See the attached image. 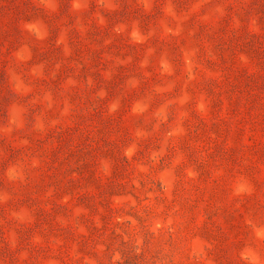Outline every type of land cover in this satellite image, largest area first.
Here are the masks:
<instances>
[{"label":"clouds","instance_id":"obj_1","mask_svg":"<svg viewBox=\"0 0 264 264\" xmlns=\"http://www.w3.org/2000/svg\"><path fill=\"white\" fill-rule=\"evenodd\" d=\"M33 3L48 15L59 12L58 0H33ZM93 4L94 10L90 11ZM129 4V11L138 8L143 15H151L154 4H158L159 15L146 29L141 26L139 19L131 16L108 27L109 22L104 13L118 11L121 7L119 0H68L67 12L61 15L57 22L59 31L55 40V44L62 47V58L51 67H48L46 61L31 62L33 48L43 50L49 36L48 27L40 18L21 19L18 23L22 34L20 42L11 50H7L6 45L0 48V60L5 62V80L2 87L12 94L3 108L4 115H0V140L9 146L6 150L0 145V209L5 213L0 224L4 225V239L11 252L15 253L18 246L15 229L22 224L31 225L34 219L32 210L17 202L40 176L47 161V154L56 147V134L65 129H77L73 134L71 147H75L77 138H82V134L89 136L91 143L99 139L97 131L101 126L100 120L119 118L122 121L121 126L127 128L130 141L122 146L121 152L129 159L144 141L154 139L153 146L148 148L143 160L134 163L136 175L143 174L146 178L143 193L148 197L143 199L142 196V204L137 207L153 210L145 220V226L153 233H156L161 225V231L166 230L170 224L182 225L185 216L181 202L185 199L191 202L197 194V186L201 189H211L214 181L223 180L226 199L229 202L235 199L243 200L254 194L253 180L243 171L250 163L246 151L240 154L239 162L228 172L224 161L219 158L215 161L208 160L210 142L203 138L194 140L190 136L193 127L200 121L211 123V97L204 89L202 81H220L223 78L220 70L210 69L204 63L205 59L217 60L213 52L214 41L207 39V36L215 32L227 15H231L229 32L239 29L241 20L237 12L242 5L236 0H189L185 8L178 10L173 0H135L134 3L129 0ZM229 4L231 13L227 12ZM85 13L88 15L85 16ZM70 17L73 21L71 24L68 23ZM193 17L195 19L189 27L188 22ZM93 22L101 31L108 29L103 46L120 37L126 44L135 48V55H125L122 58L120 55L103 53L101 60L107 67L99 69L103 81L99 86L92 75L97 69H90L88 73L81 75L82 65L71 61L74 70L65 74L53 87L51 82L56 79L62 65L68 63V58L72 55L68 43L70 30L79 32L81 39L89 43L92 49L101 47L85 39L89 25ZM201 25L205 26L204 33L195 38V33ZM248 30H260L254 13L248 18ZM154 38L166 42L174 41L178 46L176 59L170 57L167 46L158 52L151 43ZM236 62L237 66L248 64L247 57L239 53ZM90 64L91 61L85 56L84 65ZM133 64L135 67L124 73L125 79L116 92L109 95L105 84L113 78L117 68H127ZM249 71L252 69L249 68ZM41 81L48 83H40ZM97 107L100 109L99 119L95 117ZM220 116L224 117L225 113L221 112ZM117 135L119 133L113 131L108 139H115ZM209 136L211 137V133ZM185 141L195 150V159L206 163L209 168L210 175L206 185L201 182L196 165L189 161L181 149ZM229 146L230 139L225 148ZM165 156L168 159L160 166L161 158ZM251 160H254V157ZM258 167V179L264 181V163L258 164ZM110 172V161L97 154V175L103 179L107 178ZM157 182L159 188L156 187ZM148 187L152 188L151 192L147 191ZM47 195H51V190ZM67 200L68 197L65 196L61 202ZM112 200L114 208L122 205L126 207L125 202L135 204L130 196L113 197ZM258 200L262 206L258 218L246 213L240 235L236 236L234 241H229L236 244V247L232 248L234 264H264V192ZM165 204L171 205L167 217L159 215ZM81 211V208L75 210L77 214ZM124 219L131 220L128 231L135 235V243L139 244L141 238L136 235L138 228L135 219L119 215L114 216V223ZM157 221H160V224H157ZM195 223L198 224L199 220ZM78 231L83 233L85 229L80 227ZM124 238L129 239L127 236ZM49 243L53 250L51 257L61 241ZM31 244L42 247L44 240L38 233H33ZM95 251L103 256L102 245L98 244ZM28 255L26 249L16 253V264H22L28 259ZM77 259L75 245H72L68 256L64 257L65 264H74ZM0 264L8 262L0 260ZM38 264H61V261L41 258ZM88 264H97V261L89 260Z\"/></svg>","mask_w":264,"mask_h":264},{"label":"rangeland","instance_id":"obj_2","mask_svg":"<svg viewBox=\"0 0 264 264\" xmlns=\"http://www.w3.org/2000/svg\"><path fill=\"white\" fill-rule=\"evenodd\" d=\"M134 2L135 0H132V3ZM173 2L179 10L185 8L189 0ZM236 2L242 5L237 12L241 27L229 32L231 15H227L215 32L207 36V39L214 41L213 52L217 60L205 59L204 63L210 69L220 70L223 78L220 81H202L204 89L211 97V123L200 121L193 127L190 136L194 140L203 138L210 142L208 160L215 161L219 158L228 166V172L239 162L240 154L246 151L250 163L243 171L253 180V196L227 201L223 180L214 181L211 189H201L197 186L195 198L191 202L187 199L181 202L185 216L182 225L170 224L164 231H161V225V228H157V232L153 233L145 226V220L153 210L137 207L142 204V196L143 199L148 197L143 193L146 178L143 174L136 175L134 163L143 160L148 148L153 146L154 139L144 141L129 159L121 152L122 146L130 141L127 128L121 126L122 121L119 118L100 120L101 126L97 131L99 139L91 143V138L82 134V138H77L78 143L72 148L73 134L77 129H65L56 134V147L47 154V161L40 176L17 202L32 210L33 222L31 225L22 224L15 229L18 240L15 253L9 250L4 239V225L0 224V260L16 264V253L26 249L28 259L22 264H29V261L31 264H38L41 258L58 259L61 264H65L64 257L68 256V250L75 245L78 259L74 264H88L89 260H96L97 264H234L232 248L236 247V244L229 241H234V238L240 235L246 213L258 218L259 209L262 207L258 199L264 192V181L258 179V164L264 163V0ZM119 3L121 7L118 11L104 13L109 22L108 27L131 16L139 19L141 26L146 29L159 15L158 4H154L151 15H143L138 8L129 11V0H119ZM244 4L247 6L244 7ZM58 5L59 12L48 15L43 9L37 8L33 0H0V48L6 45L7 50H11L20 42L22 34L18 23L21 19L40 18L47 25L49 36L43 50L33 48L31 62L46 61L48 67L53 66L62 58V47L57 46L55 40L59 31L57 22L60 16L67 12L68 0H58ZM94 7L93 4L90 11L94 10ZM227 12H232L231 4L228 5ZM253 13L260 29L258 32L248 30V18ZM194 19L195 17L189 20V27ZM72 22L70 17L68 23ZM204 27H199L195 38L204 33ZM107 36V28L101 31L94 22L90 24L85 39L101 45L92 49L89 43L81 39L79 32L70 30L68 43L72 55L68 58L69 62L62 65L51 85L55 87L65 74L72 72L74 69L71 67V61H75L82 65L81 75H85L90 69H97L92 75L99 86L103 82L99 69L107 67L101 60L103 53L120 55L122 58L125 55H135V48L126 44L120 37L103 46ZM151 43L158 52L167 46L170 57L176 59L178 46L174 41L166 42L154 38ZM238 53L247 57V65L237 66ZM85 56L91 61L90 65H84ZM4 63L0 60V115H4L3 108L12 95L2 87L5 80ZM134 67L133 64L127 68H117L116 74L105 84L109 95L119 88L125 79L124 73ZM249 68L252 69L251 72ZM221 112L225 113L224 117L220 116ZM99 116L100 109L97 107L95 117L99 119ZM113 131L119 135L115 139H108ZM229 139L231 146L226 149L225 145ZM0 145L8 150L9 146L5 145L3 140H0ZM181 149L189 161L196 165L201 182L206 185L210 175L207 164L195 159V150L187 141L181 145ZM97 154L110 161L111 172L107 178L102 179L96 173ZM252 157L254 160H251ZM166 159L167 156L161 158L160 166H163ZM156 187H160L159 182ZM49 190L51 195H47ZM147 191L151 192L152 188L148 187ZM65 196L68 200L61 202ZM119 196H130L135 204L125 202L126 207L122 205L114 208L112 198ZM77 208L83 211L77 214ZM170 209L171 205L165 204L159 215L167 217ZM119 215L136 220V235L141 238L139 244L135 243V235L128 231L131 220L124 219L114 223V216ZM4 216V210L0 209V220L4 219ZM197 220L198 224L195 223ZM157 224H160V221H157ZM80 227L85 229L83 233L78 231ZM33 233L42 237L44 246L31 244ZM125 236L129 239L126 240ZM55 240H60L61 244L50 257L53 250L49 241ZM98 244L103 246L102 257L95 251Z\"/></svg>","mask_w":264,"mask_h":264}]
</instances>
